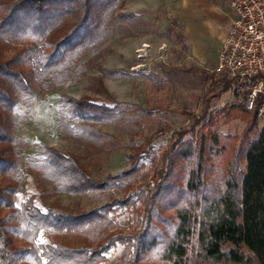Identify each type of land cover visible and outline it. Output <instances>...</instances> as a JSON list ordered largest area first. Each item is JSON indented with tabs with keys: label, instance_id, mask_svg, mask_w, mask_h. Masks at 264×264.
I'll use <instances>...</instances> for the list:
<instances>
[{
	"label": "trees",
	"instance_id": "16d2710c",
	"mask_svg": "<svg viewBox=\"0 0 264 264\" xmlns=\"http://www.w3.org/2000/svg\"><path fill=\"white\" fill-rule=\"evenodd\" d=\"M117 1L0 0V264H264V129L258 125L257 103L247 109L244 100L211 112L206 99L187 126L171 131L159 162L152 158L151 185L131 182L146 144L131 143L129 165L100 179L75 154L44 144L38 158L21 163L24 141L15 136L12 118L16 102L77 82L88 65L81 57L134 15L118 11ZM98 71L101 76L92 78L89 89L106 100L61 95L57 116L59 129L90 155L119 146L96 125L127 119L134 135L140 125L127 110L148 113L115 100L103 86L101 77L126 72ZM219 81L211 98L233 83L225 76ZM235 118L245 123L240 134L219 131L218 125ZM24 172L48 180L51 188L16 204ZM107 188L123 193L87 208L37 202L45 193ZM127 206L131 226L124 230L116 216ZM116 243L118 260L111 262L105 253Z\"/></svg>",
	"mask_w": 264,
	"mask_h": 264
},
{
	"label": "rangeland",
	"instance_id": "374dc122",
	"mask_svg": "<svg viewBox=\"0 0 264 264\" xmlns=\"http://www.w3.org/2000/svg\"><path fill=\"white\" fill-rule=\"evenodd\" d=\"M176 2L118 0V11H128L134 15L118 23L97 49L81 57L80 61H86L88 65L79 80L75 83L66 82L44 95L36 94L16 102L12 118L15 136L24 141L21 163L24 158H38L39 144H44L61 152L75 154L88 168L90 175L100 179L107 173L119 172L129 165V157L134 153L131 143L146 144L147 147L140 152L143 156L138 159L140 171L131 178V182H147L151 185L152 158L155 164L159 162L158 156L169 140L171 131L187 126L190 117L199 112L206 99L211 112L224 104H238L246 99L244 86L235 82L228 91L211 98L224 76L213 73L208 63L198 61L192 55L183 39L182 27L173 18ZM98 67L118 68L126 72L123 76L101 77L103 86L115 100L135 104L148 113L139 114L137 109L132 108L127 110L126 115L136 116L140 125V132L134 135H131L133 123L127 119L96 125L112 135L119 146L109 152L94 151L90 155L79 140L59 129L57 116L61 95L73 98L85 95L106 100L103 93L89 89L92 78L101 76ZM244 126L240 118H235L227 124L218 125V129L238 135ZM50 188L48 180L35 179L33 174L24 172L21 189L14 194V201L19 204L29 193L38 194ZM122 193V188L76 194L45 193L37 197V202L47 204L54 201L71 208H87L103 203L111 195L121 196ZM137 206L138 201L134 207ZM130 207L119 208L116 216V224L124 230L131 226ZM119 250L120 244H114L105 253L106 259L116 262Z\"/></svg>",
	"mask_w": 264,
	"mask_h": 264
},
{
	"label": "built area",
	"instance_id": "2783aa9c",
	"mask_svg": "<svg viewBox=\"0 0 264 264\" xmlns=\"http://www.w3.org/2000/svg\"><path fill=\"white\" fill-rule=\"evenodd\" d=\"M233 18L219 38L211 71L244 86L245 107L257 103L258 125L264 129V0H231Z\"/></svg>",
	"mask_w": 264,
	"mask_h": 264
},
{
	"label": "crops",
	"instance_id": "0c3cea01",
	"mask_svg": "<svg viewBox=\"0 0 264 264\" xmlns=\"http://www.w3.org/2000/svg\"><path fill=\"white\" fill-rule=\"evenodd\" d=\"M231 0H177L173 18L182 27L184 41L194 58L215 63L219 38L230 26L233 11ZM210 68V69H211Z\"/></svg>",
	"mask_w": 264,
	"mask_h": 264
}]
</instances>
